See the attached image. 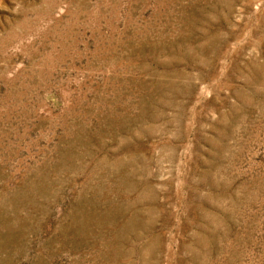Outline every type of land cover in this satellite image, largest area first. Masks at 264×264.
Returning <instances> with one entry per match:
<instances>
[{
	"label": "rangeland",
	"instance_id": "374dc122",
	"mask_svg": "<svg viewBox=\"0 0 264 264\" xmlns=\"http://www.w3.org/2000/svg\"><path fill=\"white\" fill-rule=\"evenodd\" d=\"M0 264H264V0H0Z\"/></svg>",
	"mask_w": 264,
	"mask_h": 264
}]
</instances>
